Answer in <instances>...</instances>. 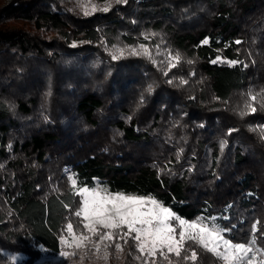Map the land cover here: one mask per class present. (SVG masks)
Instances as JSON below:
<instances>
[{"label": "trees", "instance_id": "obj_1", "mask_svg": "<svg viewBox=\"0 0 264 264\" xmlns=\"http://www.w3.org/2000/svg\"><path fill=\"white\" fill-rule=\"evenodd\" d=\"M159 35L182 55L168 72L185 77L187 92L149 60L104 51ZM249 92L255 112L233 105ZM262 104L264 0H127L89 15L58 0H11L0 7V249L23 254L15 264L60 250L79 203L65 169L76 187L153 197L264 248ZM107 244L113 264H225L189 241L179 257L164 249L167 260L131 238ZM192 251L196 260L183 258ZM0 264L12 262L0 254Z\"/></svg>", "mask_w": 264, "mask_h": 264}, {"label": "snow or ice", "instance_id": "obj_2", "mask_svg": "<svg viewBox=\"0 0 264 264\" xmlns=\"http://www.w3.org/2000/svg\"><path fill=\"white\" fill-rule=\"evenodd\" d=\"M115 2L121 3L125 0H115ZM92 7L93 10H96L95 5ZM101 10L108 11V7ZM84 14L88 15L89 12L85 10ZM204 43H207V40ZM236 43H240V41H236ZM140 48L143 49L145 56L151 57L145 45H140ZM132 54L140 55L141 53L133 49ZM117 58L113 55V59ZM175 59L179 60V55ZM217 59H220V57H217ZM215 62L213 61V63ZM229 63L235 64L237 61H229ZM172 67H175V65L173 64ZM256 98V96H252V100H256ZM261 106L264 107V104ZM251 111L255 112L256 109L251 108ZM72 183L73 186L76 185L75 179H72ZM79 194L83 196V200L80 202L81 207L75 212V215L82 217L84 228L90 235L81 234L77 236L73 230V225L71 223L67 224L68 237H71V239L61 236L60 240L62 244L68 247L80 249L85 247L87 242L91 243L98 253L101 244H104L105 241L113 242L115 236L118 235L119 239L124 241V244H127L128 239L131 238L135 242L139 253L146 252L149 257H155L159 252L166 260L168 259L167 253H174L179 257L187 240L197 242L206 251L212 252L222 259L225 264H256L257 253L264 255V248L255 247L257 241L254 237L245 243H234L232 239H228L224 235L226 229L219 228L215 224L209 227L201 220L189 221L183 219L153 197L126 195L119 192L111 193L98 187L91 189L81 187ZM172 221H178L179 239H177V229ZM124 228L127 229L126 232L122 231ZM101 229H107L108 231H101ZM253 229L255 230V225ZM113 230L121 231L114 232ZM132 233H135V235L132 236ZM93 237H98V239L93 240ZM109 246L110 244H104L105 249ZM114 247L117 252L123 251L121 243H114ZM164 249H167V253L164 252ZM75 254V252H60V255L65 258ZM107 258L108 253L105 251L104 259L107 260ZM135 258L140 259L141 257L137 256ZM183 258L196 260L197 254L192 251L191 257L184 256ZM83 259L82 256L81 262ZM9 260L12 261V264H15L17 257L10 256ZM144 264H149V261L146 260ZM151 264H155V261H151ZM169 264H171V261H169ZM259 264H264V259H261Z\"/></svg>", "mask_w": 264, "mask_h": 264}, {"label": "rangeland", "instance_id": "obj_3", "mask_svg": "<svg viewBox=\"0 0 264 264\" xmlns=\"http://www.w3.org/2000/svg\"><path fill=\"white\" fill-rule=\"evenodd\" d=\"M10 1L11 0H0V7H2L3 5L7 4ZM58 1L61 5L65 6L71 12L85 15L84 14L85 10H87L89 12V14H93V13H97V12H104L103 10H101L104 7H108V10H109L117 4L125 3L127 0H125V2H121V3H116L115 0H104L103 2H97L95 0H90V2H89V0H58ZM93 5H95L96 10H93V7H92ZM8 25H10L11 27L24 26L25 28L32 30V28L29 25H24V24L22 25V23H20V22L8 21ZM33 32L36 34L40 33L39 31H36V30H34ZM39 35H42V37H45L47 39H52V38L57 37L54 32L44 31V30H43V33L39 34ZM158 37H159V39H157V40L155 39L154 42L148 43V44L146 42L140 41L135 45H126V44H122V43H115L113 46L104 45V48H105L104 51L113 61L123 59V58H127V57H135V58H141V59L149 60L151 63L156 64L159 69H162V75L163 76L169 75L167 77H168V80H171L172 86H174L176 88H178V87L184 88V92H187V90H189L190 88H187L189 86V84H187L185 82L186 81L185 77H182L179 74H174V73L169 74V72H168L169 67H171L173 64L180 61V59L176 60L175 57L177 55H179V57L182 58V55L179 52L164 46L165 44H163V42H162V37L160 35ZM146 39H149V38L146 37ZM81 43L82 42H79V41H72V43L70 45L76 46V45L81 44ZM142 44L148 48V50L151 54L150 58L143 54V49L140 48V45H142ZM133 49H135L137 52H139L141 54L140 55L132 54ZM113 55L117 56L118 58L113 59ZM165 73H167V75H165ZM151 88L152 87H150V90H151ZM252 96H255V94H253L251 92H249L247 95H243V96H242V94H240L233 101V105H236V102H237L238 104L243 105L242 107L247 106V108H246L247 112H251V108H254L252 105V103L254 101V100H252ZM64 174H65V177H67L68 184L70 186H72L75 189L76 193L78 194L79 203H78L77 207L72 211L71 217L64 223V228H63L61 236L68 237V232H67L66 226L69 223H71L73 225V230L77 236H79L81 234L90 235V233H88L87 230L84 228V222H82V217H77L75 215V212L77 210H79V208L81 207L80 202L83 200V196H81L79 194V189L81 187H76V185L73 186L72 179H74V178H73L72 173L69 170L65 169ZM83 187H87V186H83ZM97 187L101 190L106 189L108 192H111L108 190L107 187H105L104 185H102L98 182H95V184L92 187H87V188L91 189V188H97ZM111 193H117V192H111ZM119 193H122V192H119ZM124 194L135 195V194H127V193H124ZM135 196H138V195H135ZM146 197H149V196H146ZM192 220H201L203 223L207 224L209 227H211L214 224L212 222V220H208V219L202 218V217L191 219L189 221H192ZM172 223H173L174 227H176V229H177L176 235H177V239H179L180 228H179L178 221H172ZM101 231H108V230L107 229H101ZM113 231L119 232L121 230H113ZM122 231L126 232L127 229L124 228V229H122ZM134 235H135V233H132V236H134ZM61 236H60V238H61ZM68 238H69V240L71 239V237H68ZM97 239H98V237H93V240H97ZM115 239H116V236H115ZM187 241L196 243L198 246H200L195 241H192V240H187ZM107 242L108 241H105L104 244H107ZM233 242L234 243H245V242L234 241V240H233ZM104 244H101L100 251L97 253L91 243L86 242L85 247H82L80 249H76L75 247H68L67 245L62 244L61 240H60V250L59 251L49 252L46 250H42L41 255L38 258H36L35 260H33V262L31 264H113L112 258H110L109 250L105 249ZM255 247H256V245H255ZM201 248H203V247H201ZM165 250L167 251V249H165ZM61 251L75 252L76 254L74 256H70L68 258H65V257H62L60 255ZM105 251H107V253H108L107 260L104 259ZM0 254L7 261H10L9 260L10 256H16L17 257L16 262H18V263H20L24 259L23 254H21L19 252L10 251V250L4 249V248L0 249ZM114 255H118L121 257V255H123V253L114 252ZM82 256L84 257V259L81 262ZM147 256H148V254H147ZM218 259H220V258H218ZM261 259H264V255L257 253L256 264H259V261ZM220 260L222 261V263H225L222 259H220ZM10 262H12V261H10Z\"/></svg>", "mask_w": 264, "mask_h": 264}]
</instances>
